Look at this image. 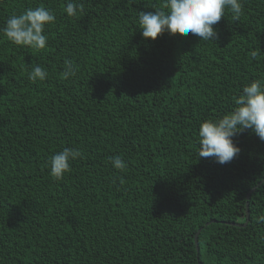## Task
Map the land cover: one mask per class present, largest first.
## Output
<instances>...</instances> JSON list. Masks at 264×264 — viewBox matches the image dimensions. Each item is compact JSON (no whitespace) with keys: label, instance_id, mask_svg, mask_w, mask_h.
<instances>
[{"label":"trees","instance_id":"obj_1","mask_svg":"<svg viewBox=\"0 0 264 264\" xmlns=\"http://www.w3.org/2000/svg\"><path fill=\"white\" fill-rule=\"evenodd\" d=\"M81 3L69 17L65 0H0V28L27 7L56 16L39 51L0 34V264H264V182L248 224L226 223L247 221L264 141L237 135L241 151L223 165L197 155L199 122L264 76V3L244 0L239 21L226 10L209 42L142 38L137 13L163 0ZM65 59L76 77L61 76ZM33 64L44 81H29ZM64 147L84 158L55 180L49 157Z\"/></svg>","mask_w":264,"mask_h":264},{"label":"clouds","instance_id":"obj_2","mask_svg":"<svg viewBox=\"0 0 264 264\" xmlns=\"http://www.w3.org/2000/svg\"><path fill=\"white\" fill-rule=\"evenodd\" d=\"M264 3V0H261ZM154 11H139L136 23L145 40L155 41L163 33L169 35H195L200 41H216L214 28L225 11L232 14L233 21H239L244 14V0H163L153 5ZM63 11L75 17L83 11L81 0H65ZM56 20L55 12L46 7H27L23 12L13 13L6 19L0 34L16 46H27L35 51L45 49L48 35L46 27ZM258 53L252 51L255 59ZM78 66L65 59L61 76L69 79L77 76ZM29 81H44L49 73L39 64L30 66ZM230 109L220 117L205 119L198 127V157H213L221 165L230 163L241 151L234 143V137L250 130L264 141V76L246 83L239 94L233 95ZM84 152L77 147H64L49 157V175L55 180L63 179L70 171V161L83 159ZM112 166L120 172L127 170L122 156L110 157ZM256 223H264V214L256 217ZM264 241V234L260 236Z\"/></svg>","mask_w":264,"mask_h":264},{"label":"water","instance_id":"obj_3","mask_svg":"<svg viewBox=\"0 0 264 264\" xmlns=\"http://www.w3.org/2000/svg\"><path fill=\"white\" fill-rule=\"evenodd\" d=\"M262 182H264V179H262L256 186H254L253 188L250 189V191L247 193V202H246V208H247V221L244 223V224H241L239 222H226L227 224H230V225H236V226H245L248 224V221H249V217H250V209H249V206H250V197H251V194L256 190V188L262 184ZM213 221H209L207 222V225L211 224ZM202 228H200L196 235H195V243H196V246H197V251L199 252L200 250V247H199V234L201 232ZM200 264H203L202 262H200Z\"/></svg>","mask_w":264,"mask_h":264}]
</instances>
